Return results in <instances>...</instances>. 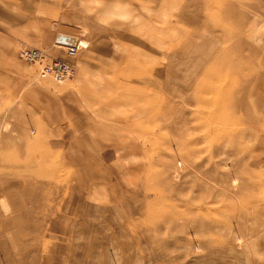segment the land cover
Masks as SVG:
<instances>
[{"label":"rangeland","instance_id":"obj_1","mask_svg":"<svg viewBox=\"0 0 264 264\" xmlns=\"http://www.w3.org/2000/svg\"><path fill=\"white\" fill-rule=\"evenodd\" d=\"M0 264H264V0H0Z\"/></svg>","mask_w":264,"mask_h":264},{"label":"built area","instance_id":"obj_2","mask_svg":"<svg viewBox=\"0 0 264 264\" xmlns=\"http://www.w3.org/2000/svg\"><path fill=\"white\" fill-rule=\"evenodd\" d=\"M80 37L76 45H66L67 54L75 56L80 49L87 47ZM19 56L33 64L38 65L37 75L40 78H52L57 81H64L73 76L75 66L72 62L61 57H49L46 50L35 46H23L19 50Z\"/></svg>","mask_w":264,"mask_h":264},{"label":"water","instance_id":"obj_3","mask_svg":"<svg viewBox=\"0 0 264 264\" xmlns=\"http://www.w3.org/2000/svg\"><path fill=\"white\" fill-rule=\"evenodd\" d=\"M77 39L78 37L65 33H60L57 37V41L59 43L66 45H76Z\"/></svg>","mask_w":264,"mask_h":264},{"label":"crops","instance_id":"obj_4","mask_svg":"<svg viewBox=\"0 0 264 264\" xmlns=\"http://www.w3.org/2000/svg\"><path fill=\"white\" fill-rule=\"evenodd\" d=\"M5 11V10H4ZM4 13H6V16H11V14H8L7 12H3V14ZM81 38V37H80ZM89 46V45H88ZM87 46V47H88ZM39 47V46H38ZM87 47H85V48H87ZM85 48H83V49H85ZM82 50V49H81ZM80 51V50H79ZM74 156L76 157V158H78L79 160H81V161H83V160H85V156H83V153L79 150V151H75L74 152ZM82 157V158H81Z\"/></svg>","mask_w":264,"mask_h":264},{"label":"bare ground","instance_id":"obj_5","mask_svg":"<svg viewBox=\"0 0 264 264\" xmlns=\"http://www.w3.org/2000/svg\"><path fill=\"white\" fill-rule=\"evenodd\" d=\"M64 46H66V45H64Z\"/></svg>","mask_w":264,"mask_h":264}]
</instances>
